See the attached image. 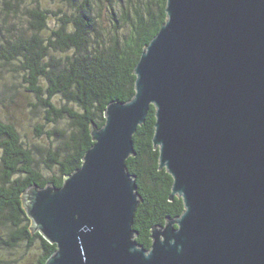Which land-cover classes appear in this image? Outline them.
Segmentation results:
<instances>
[{
  "label": "water",
  "instance_id": "1",
  "mask_svg": "<svg viewBox=\"0 0 264 264\" xmlns=\"http://www.w3.org/2000/svg\"><path fill=\"white\" fill-rule=\"evenodd\" d=\"M134 67V95L111 101L93 145L60 187L23 205L55 251L44 264H264V0H166ZM155 107L152 143L183 212L136 241L141 202L126 159Z\"/></svg>",
  "mask_w": 264,
  "mask_h": 264
},
{
  "label": "trees",
  "instance_id": "2",
  "mask_svg": "<svg viewBox=\"0 0 264 264\" xmlns=\"http://www.w3.org/2000/svg\"><path fill=\"white\" fill-rule=\"evenodd\" d=\"M166 0H0V264H44L55 251L23 205L34 184L60 187L93 145L111 101L134 95V67L166 20ZM32 96L44 120L34 137L21 138L11 121V78ZM155 107L133 134L126 159L141 202L136 241L148 249L151 227L183 212L169 199L172 176L159 168L154 148Z\"/></svg>",
  "mask_w": 264,
  "mask_h": 264
},
{
  "label": "rangeland",
  "instance_id": "3",
  "mask_svg": "<svg viewBox=\"0 0 264 264\" xmlns=\"http://www.w3.org/2000/svg\"><path fill=\"white\" fill-rule=\"evenodd\" d=\"M11 78L12 81V102L8 104V109L12 113L11 121L14 122L19 130L22 139H30L36 134V129H39V124L44 120L41 118L38 107L32 108L30 102L32 96L26 93L24 88L19 84L18 76Z\"/></svg>",
  "mask_w": 264,
  "mask_h": 264
}]
</instances>
